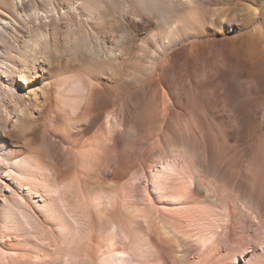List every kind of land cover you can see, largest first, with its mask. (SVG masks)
I'll use <instances>...</instances> for the list:
<instances>
[{"label": "bare ground", "instance_id": "bare-ground-1", "mask_svg": "<svg viewBox=\"0 0 264 264\" xmlns=\"http://www.w3.org/2000/svg\"><path fill=\"white\" fill-rule=\"evenodd\" d=\"M42 1L0 0V264H258L260 30L234 0Z\"/></svg>", "mask_w": 264, "mask_h": 264}, {"label": "rangeland", "instance_id": "rangeland-1", "mask_svg": "<svg viewBox=\"0 0 264 264\" xmlns=\"http://www.w3.org/2000/svg\"><path fill=\"white\" fill-rule=\"evenodd\" d=\"M17 3H18V0H15ZM35 1V4H32V3H30V2H25V3H23L22 5L21 4H18L17 5V8H18V14L19 15H29V14H31L32 12H33V10H37V11H39V12H47V11H49L50 9H51V5H49V3H47V2H43L42 0H34ZM55 1V3L58 5V7L59 8H62L63 6H64V1L63 0H54ZM235 2V3H234ZM236 4V5H235ZM34 7V8H33ZM219 7L220 8H222V9H225V10H230V11H232V15H233V17L235 18V20H237V22H239V23H241V22H249L250 23V27H249V32H259V30H260V34L262 33V37H264L263 35H264V0H234L233 1V3L231 2V1H222L221 2V4H219ZM37 8V9H36ZM250 9H252V10H250ZM255 9V10H254ZM250 11H253V15H250L249 14V12ZM9 18H11V19H13L11 16H8ZM14 22H23V23H20V24H18L17 23V28H18V31H16V32H13V33H10V32H8V33H4V38H5V40H7V41H11L12 42V44H16L15 43V39L14 38H17V37H21V36H24V34H25V32H26V27L27 26H30V24H27V23H24V22H31L29 19L28 20H26V21H18V20H13ZM1 22H5V19H2L1 20ZM44 22H49V19H47V20H45ZM58 22H62V20H58ZM26 26V27H25ZM259 27H261V28H259ZM257 29H259V30H257ZM263 31V32H262ZM255 32V33H256ZM12 34V35H11ZM14 34H15V36H14ZM244 33H235L234 34V36H236V37H238V38H243L242 37V35H243ZM260 80V81H259ZM259 80H258V78H256V79H254V82H255V84L257 83L259 86L261 85V83H264V70H263V73H262V77L261 76H259ZM243 81H245V78H243ZM256 84V85H257ZM258 109V110H257ZM256 110H257V112L258 113H256V126H259L260 127V125H261V123H262V125H264V111L263 110H260L259 108H257ZM263 114V115H262ZM260 123V124H259ZM257 133H258V135H260V134H262L263 133V131H259V130H257ZM254 142H255V140H254V138L252 139V138H248V139H246L245 141H244V143L248 146V147H250L251 148V146L254 144ZM244 159V158H243ZM245 159H247V157H245ZM244 172V171H243ZM206 178H204V183L206 184L208 181L210 182V180H209V178H208V180H205ZM234 180H232L233 181V184H235V183H238L237 185H239L240 187H242L243 185H244V181L245 180H243V181H240V180H242V179H244V178H241V179H238V178H233ZM238 180V181H237ZM207 181V182H206ZM243 183V184H242ZM207 184H209V183H207ZM219 185V188L220 189H222L220 192L223 194V192H225L224 194L226 195L225 197L226 198H228L227 199V201H230L229 199H230V197H231V200H232V198H234L235 196H236V194H235V192H233V193H231V192H227L226 193V188H225V186L223 187V186H221L220 185V183L218 184ZM222 187V188H221ZM225 188V189H224ZM200 190V191H199ZM198 191L200 192V193H202V196H200V194H196V202L194 203V205H196V206H198V207H202V208H205V209H207V208H211V206L213 207V205L214 204H212L210 201H209V197L207 196V193L205 192V189H203L202 188V191H201V188L199 189ZM196 192V193H199V192ZM223 191V192H222ZM227 191H230V190H227ZM204 192H205V194H204ZM220 192H218V194H217V196H218V198L219 199H222L223 197H221V196H223L222 194H219ZM231 193V194H230ZM203 194H204V196H203ZM235 195V196H234ZM221 198H220V197ZM234 196V197H233ZM235 199V198H234ZM233 199V200H234ZM209 203H211V204H209ZM208 205H210V206H208ZM252 214H250V219L252 220H255V216H253V218H251L252 216H251ZM223 221H225L224 219H223ZM240 225H241V227H240ZM242 224H239V226H238V228H240V229H238L237 228V231H236V233H235V238H237L236 240H235V242L237 241L238 243H240L239 244V247L241 246L242 248H245L246 247V245H247V247H246V249H249L250 250V240H248L247 238V236H248V234H245L246 232H245V230H244V228L242 229ZM244 227V226H243ZM255 228H253V230H255L256 228L259 230L260 228H258V227H256V226H254ZM195 229V228H194ZM242 229V230H241ZM256 229V230H257ZM199 229H195V231L196 232H199L200 230H202V229H200L199 231H198ZM206 231L208 230V229H205ZM204 230V231H205ZM239 230V231H238ZM244 230V231H243ZM257 230V232L258 233H260V230L258 231ZM203 231V232H204ZM210 231H211V229H209V232L207 233V232H205V233H203L204 234V236L203 237H207V234H210ZM214 230L212 229V231H211V234H213L214 232H213ZM196 232H194L195 234H196ZM243 232V233H242ZM256 232V231H255ZM207 233V234H206ZM241 235H240V234ZM200 234H202V231L200 232ZM206 234V235H205ZM236 234H238V236L236 235ZM245 234L246 236H243V235ZM243 236V237H242ZM195 238H197V237H195ZM219 239H217V246L218 247H220V248H222V249H227V246H230V247H228V249L230 248V250L231 249H233V247L234 246H238V243L236 242H234V240H233V242H231V240H229V238L227 239V236H226V238H225V236H221V237H218ZM222 238V239H221ZM248 240V241H246V239ZM224 239V240H223ZM195 240H197V242H196V245H198V238L197 239H195ZM207 240V239H206ZM244 240V241H243ZM241 241V242H240ZM228 242V243H227ZM245 242V243H244ZM247 242V243H246ZM249 242V243H248ZM200 243H202L201 241H200ZM199 243V245L198 246H200L201 244ZM228 244V245H227ZM233 244V245H232ZM237 244V245H236ZM244 244H245V247H243L244 246ZM264 248V246L262 245L261 247H260V250H259V254L262 256L263 255V253L261 254V252H264V251H262V250H264L263 249ZM249 250H247V251H249ZM195 254V255H194ZM194 254H191V257L189 256V258L186 260V262H185V264H200V263H198L197 262V257H196V255H198L196 252H194ZM194 255V256H193ZM193 257V258H192ZM192 258V259H191ZM259 258H261V257H259ZM259 258H257V262L256 263H258V264H264V258H261V259H259ZM195 260V262H194V260ZM242 264V263H241Z\"/></svg>", "mask_w": 264, "mask_h": 264}, {"label": "snow or ice", "instance_id": "snow-or-ice-1", "mask_svg": "<svg viewBox=\"0 0 264 264\" xmlns=\"http://www.w3.org/2000/svg\"><path fill=\"white\" fill-rule=\"evenodd\" d=\"M0 183H2V181H0Z\"/></svg>", "mask_w": 264, "mask_h": 264}]
</instances>
